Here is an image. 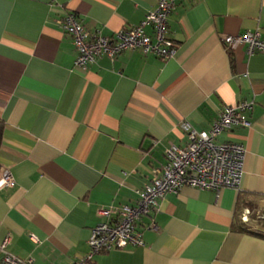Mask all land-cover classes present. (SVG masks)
Returning a JSON list of instances; mask_svg holds the SVG:
<instances>
[{
	"label": "crops",
	"instance_id": "0c3cea01",
	"mask_svg": "<svg viewBox=\"0 0 264 264\" xmlns=\"http://www.w3.org/2000/svg\"><path fill=\"white\" fill-rule=\"evenodd\" d=\"M157 1L0 0V173L15 180L0 189V244L15 257L82 258L103 220L96 209L133 204L165 164L167 142L186 144L183 122L208 130L224 106L252 101L249 125L215 138L245 148L240 189L165 193L137 224L142 245L91 264H264V52L223 43L244 31L264 38V0L177 1L165 34L175 52L163 60L125 49L74 66L72 40L55 22L72 12L110 36Z\"/></svg>",
	"mask_w": 264,
	"mask_h": 264
},
{
	"label": "built area",
	"instance_id": "2783aa9c",
	"mask_svg": "<svg viewBox=\"0 0 264 264\" xmlns=\"http://www.w3.org/2000/svg\"><path fill=\"white\" fill-rule=\"evenodd\" d=\"M180 0H158L144 18L134 26L121 28L113 35L104 36L100 32L90 33L82 21L72 12L61 14L56 19L57 27L72 40L76 55L74 66L85 68L100 55L110 59L125 49H139L144 54L152 53L166 59L175 52L173 42L165 35L168 15ZM150 26L153 38L145 32ZM226 48L246 45L247 52H264V38L258 30L244 31L223 38ZM253 102L243 101L222 108L208 130L197 131L187 122L182 128L187 134L184 146L168 141L164 149L166 162L153 170L149 183L135 189L133 204L101 207L96 209L103 218L88 234V251L72 264H91L94 255L121 249L126 246L142 245V231L137 228L141 217L150 214L157 207L159 198L167 192H177L183 186L219 191L222 188L240 189L243 177L245 148L234 141L216 142L215 138L224 131L238 125L248 126V114ZM15 180L7 169L0 173V189L12 188ZM248 213L245 210L244 217ZM154 229L153 221L145 226ZM7 239L0 244V264H31V259L21 260L5 251Z\"/></svg>",
	"mask_w": 264,
	"mask_h": 264
},
{
	"label": "trees",
	"instance_id": "16d2710c",
	"mask_svg": "<svg viewBox=\"0 0 264 264\" xmlns=\"http://www.w3.org/2000/svg\"><path fill=\"white\" fill-rule=\"evenodd\" d=\"M2 122H1V120H0V135H1V131H2Z\"/></svg>",
	"mask_w": 264,
	"mask_h": 264
}]
</instances>
